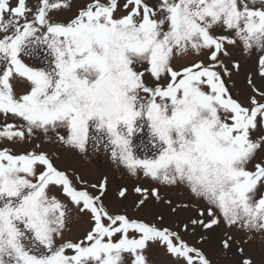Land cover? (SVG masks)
Returning a JSON list of instances; mask_svg holds the SVG:
<instances>
[{
    "label": "snow or ice",
    "instance_id": "obj_1",
    "mask_svg": "<svg viewBox=\"0 0 264 264\" xmlns=\"http://www.w3.org/2000/svg\"><path fill=\"white\" fill-rule=\"evenodd\" d=\"M0 264H264V0H0Z\"/></svg>",
    "mask_w": 264,
    "mask_h": 264
},
{
    "label": "rangeland",
    "instance_id": "obj_2",
    "mask_svg": "<svg viewBox=\"0 0 264 264\" xmlns=\"http://www.w3.org/2000/svg\"><path fill=\"white\" fill-rule=\"evenodd\" d=\"M245 71L247 70V65L244 66ZM240 79H243V72L241 74ZM71 166L78 167L82 170L83 174L90 180H98L104 175L109 176L110 185L115 190V185L120 183H129L132 182L130 180L121 179L118 173H115L113 170V166L110 161H108L103 156H92L88 161H79L73 160L69 162ZM259 255V250H257Z\"/></svg>",
    "mask_w": 264,
    "mask_h": 264
}]
</instances>
